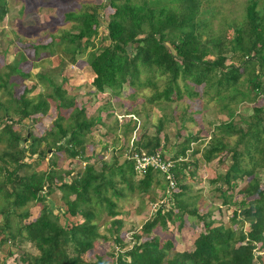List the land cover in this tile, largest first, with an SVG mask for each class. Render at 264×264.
<instances>
[{
	"label": "trees",
	"instance_id": "obj_1",
	"mask_svg": "<svg viewBox=\"0 0 264 264\" xmlns=\"http://www.w3.org/2000/svg\"><path fill=\"white\" fill-rule=\"evenodd\" d=\"M114 10L109 19L103 20L105 5H84L78 12L66 14L68 21H75L74 31H66L60 37L56 51L68 55L75 63L76 54L89 51L87 63L94 73L92 85L96 94L107 93L122 97L125 85L133 89L134 96L142 89L152 93L150 103L171 102L179 104L184 92L190 97L204 96L214 92L213 97L221 104V111L228 117L215 126V134L206 146L202 159L206 163H227L225 172L211 179L216 185L217 196L222 204L234 206L230 224L220 222L212 212L200 214L193 201L184 199L187 184L185 169L197 168V160H186L191 144L199 135L188 133L170 143L166 123L175 121L174 113L165 114L154 122L153 131L147 124L140 137L131 142L139 125L135 113L126 122L118 116L116 127L125 140L122 146L104 143V148L127 152L161 153L163 158L178 159L173 173L177 179L175 190L168 200L173 207L166 209L167 202L153 208L151 216L143 223L135 243L129 249L122 239L125 220L120 217V200L128 194L149 193L154 184L166 197L167 182L163 175L150 169L138 177L134 162L126 157L114 156L88 162L86 157L88 136L97 124L103 123L100 113L89 116L85 106H78L65 87L67 78L55 82L46 73L36 74L52 88L50 96L28 97L30 89L15 97L16 83L12 76L33 79L17 64L8 65L9 71L0 69V89L11 96L0 102L3 127L0 131V248L7 249L0 264L17 255L12 247L30 243L35 252L23 251L16 264H264V104H255L251 120L246 127L234 121L239 103H254L264 97V13L261 0H246L245 12L240 20L225 19L226 29L217 34L213 19L218 13L211 0H107ZM9 9L0 0V22ZM194 21V25L192 24ZM106 24L107 34L101 44L96 43L100 29ZM232 30L231 36L227 32ZM105 39L108 44L102 43ZM47 48V47H46ZM66 56L61 59L66 60ZM62 76V75H61ZM27 93V94H26ZM27 95V96H26ZM49 98L57 108H69L68 114L58 110L51 127L41 134H31L29 145L25 142L24 129L30 127L35 116L46 114L50 108ZM12 114L17 116L15 119ZM127 118V117H124ZM189 116L184 115L182 127ZM30 119V124L25 121ZM18 124L19 128H15ZM119 125V126H118ZM141 126H139L140 128ZM237 136L233 145L227 137ZM127 138V139H126ZM45 143L46 149L40 145ZM113 145V146H111ZM51 150L65 152L73 160L87 162L83 171L60 169L53 157L45 170H31L38 161L47 158ZM172 151V156H167ZM197 153V150H194ZM192 155H194V152ZM56 153H52L55 156ZM184 170V171H183ZM29 171V172H28ZM194 174V173H193ZM180 175L181 178H180ZM70 176V180L67 177ZM244 182L242 186L240 183ZM58 189L62 209L55 213L46 204L51 191ZM239 188L237 191H235ZM239 198H236L237 194ZM167 200V201H168ZM187 202V203H186ZM41 204L38 217H31L30 204ZM196 216L203 223L191 250H176L172 237L154 234L159 225L166 228L171 222L180 228L185 224L184 214ZM108 217L107 223L106 218ZM104 219L108 233L101 232ZM13 219L17 225L13 226ZM154 234V235H153ZM145 235V236H144ZM146 237V238H144ZM113 239L110 257L95 254L99 239ZM11 242L12 245H8Z\"/></svg>",
	"mask_w": 264,
	"mask_h": 264
},
{
	"label": "rangeland",
	"instance_id": "obj_2",
	"mask_svg": "<svg viewBox=\"0 0 264 264\" xmlns=\"http://www.w3.org/2000/svg\"><path fill=\"white\" fill-rule=\"evenodd\" d=\"M3 2L9 12L0 22V69L2 72L9 71L8 65L17 64L21 69L31 73L33 76V79H25L19 75L12 76V81L16 83L13 91L15 97L24 94L25 88L30 89L28 94H26L31 99H37L39 95L50 96L49 94L52 92L51 86L44 79L35 77L36 74L46 73L47 76L52 77L58 83H61L63 76H65L67 78L65 87L68 88L70 95L75 98L76 104L85 106L89 116H96L100 113L103 118V123L94 126L92 133L88 136L85 155L86 157H91L88 161L90 163L100 159L112 161L114 156H119L121 160L124 159V154L126 153V149H123L124 147H121L118 151L112 148L108 150L104 148V143H114L116 147H119L122 146V142L125 140L122 138L121 142L119 139L122 131L116 127L118 117L124 123L130 115L128 113H135L139 120L137 125L141 126L137 129L135 138H139L143 131V126L147 124V112L150 114L148 117L150 122L147 127H151V132L153 131L154 122L160 120L165 114L170 115L173 112L175 121L166 123V131L169 133L171 144L177 140L176 134L178 131L182 132V136L188 133L199 135V138L191 144V149L188 150L189 155L186 158L189 161L197 160L198 166L194 169L195 165H190L185 169L186 177L182 182L188 185V189L184 191V199L188 203L195 201L200 214L210 211L212 212V218L214 217L220 222L230 224L229 218L232 215L234 206L229 207L222 204V199L217 196L216 191V188L221 184L216 185L211 181L219 173L225 172L228 164L216 160L206 163L202 159L206 146L216 132L215 126L221 121L228 119L221 111V104L213 97L214 92L200 97H190L184 92L185 98L177 106L171 102H163L160 105L159 103L147 102L152 93L149 89H142L134 96H130L133 89L128 85H125L122 97H111L107 93L96 94L92 85L94 73L87 63L89 51L77 53L75 63L70 62L65 51L62 52V55L56 53V51H62V47H58L61 35L66 31L75 32L73 28L75 21H68L66 14L72 11L78 12L87 4L105 5L102 15L103 20L107 22L109 15L114 11L107 0H3ZM205 5L213 6L218 12L213 19V29L219 34L226 29L224 22L226 18L229 20H240L243 17L246 0H211ZM260 7H264V0L260 1ZM192 24L194 25L193 20ZM105 26L106 24L101 27L100 35L95 40L98 44H101L102 38L107 34ZM227 34L231 36L232 30L228 31ZM102 43L108 44L109 41L105 39ZM63 56L67 58L64 62L61 61ZM10 98L11 96L5 92V88H1L0 102H7ZM52 99L49 98L51 105L47 113L35 116L33 124L30 127H25L24 135L27 145L31 142V134L41 136L45 130L51 127L58 110H63V113L68 114L67 110H70L68 107L58 109L56 102ZM257 101L254 103L233 104V107L236 106L234 121L246 127L245 121L251 120L253 115L252 107L255 104H264V97H260ZM6 104L9 103L7 102ZM185 112L189 118L185 123V127H182ZM4 114V111H2L0 116H4ZM12 117L17 118L13 114ZM1 122L0 120V131L3 127ZM30 122V119L25 121L26 124H30ZM15 128H19V125L16 124ZM226 139L228 144L233 145L237 140V136L227 137ZM0 147L2 148V146ZM40 147L41 149H46L45 143H42ZM194 150H197V153ZM193 151L195 152L194 155H192ZM53 152L56 153L55 156H52ZM167 156H172L171 150ZM51 157L57 162L58 167L63 170L73 168V170L79 172L83 171L87 164L84 159L80 162L78 159L68 158L65 152L51 150L44 160L38 161L36 156L29 158L30 162L36 160L35 166L31 170L47 169ZM174 160L180 162L178 159ZM138 177L140 176L138 175ZM261 177L264 182V170L261 173ZM70 178V176L67 177L68 180ZM243 184L244 182H241L240 186ZM128 195L130 196L122 198L119 202L120 217L126 222L125 231L122 234V239L127 245L126 249L133 246L135 243L134 235L140 233L143 223L151 216V211H155L152 206L156 205L159 207V202L163 200L167 202L166 209H170L173 207L172 203H174L173 199L168 200L167 197L166 199L164 196L161 197L163 192L156 184L153 185L149 193ZM239 197L240 194L238 193L236 198ZM45 203L51 206L55 213L59 212L62 209L60 191L54 187ZM41 208V204H30L31 217L28 221L38 217ZM188 213L184 214L185 224L181 228L180 226L179 228L173 227L172 223L169 222L166 228H162L161 225L156 227L154 234L172 237L176 250H191L196 236L204 230V227L198 217ZM104 219L101 221V232L107 234L108 231L105 224L108 217L106 218V223ZM16 225L17 220L13 219V226ZM8 245H12V243L8 242ZM113 245V239L103 240L101 238L95 244V250L89 252L87 258L95 259L94 255L96 253L110 257L109 254L112 252ZM12 249L17 255L10 257L7 260L8 264H16L20 252L36 251L30 243H24L21 247L13 246ZM6 255L7 249L1 247L0 257L5 258ZM15 256H18L16 260H14Z\"/></svg>",
	"mask_w": 264,
	"mask_h": 264
},
{
	"label": "built area",
	"instance_id": "obj_3",
	"mask_svg": "<svg viewBox=\"0 0 264 264\" xmlns=\"http://www.w3.org/2000/svg\"><path fill=\"white\" fill-rule=\"evenodd\" d=\"M136 132L134 133L131 142H133L134 139H137V137L135 138ZM126 157L134 162L135 171L140 177L146 175L150 169L160 172L167 182L166 197L175 190L177 179L173 173V168L176 166L177 161L172 158H163L159 152L143 154L139 152H127ZM161 202H163V200ZM161 202H159V204ZM155 207L157 208L158 206H152V208Z\"/></svg>",
	"mask_w": 264,
	"mask_h": 264
},
{
	"label": "crops",
	"instance_id": "obj_4",
	"mask_svg": "<svg viewBox=\"0 0 264 264\" xmlns=\"http://www.w3.org/2000/svg\"><path fill=\"white\" fill-rule=\"evenodd\" d=\"M68 56V55H67ZM63 58V57H62ZM66 58V57H65ZM67 59V58H66Z\"/></svg>",
	"mask_w": 264,
	"mask_h": 264
}]
</instances>
